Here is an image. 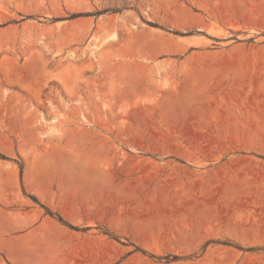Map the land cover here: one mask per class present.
Wrapping results in <instances>:
<instances>
[{
    "label": "rangeland",
    "instance_id": "1",
    "mask_svg": "<svg viewBox=\"0 0 264 264\" xmlns=\"http://www.w3.org/2000/svg\"><path fill=\"white\" fill-rule=\"evenodd\" d=\"M256 52L264 0H0V264L12 218L88 211L134 259L264 264Z\"/></svg>",
    "mask_w": 264,
    "mask_h": 264
},
{
    "label": "crops",
    "instance_id": "2",
    "mask_svg": "<svg viewBox=\"0 0 264 264\" xmlns=\"http://www.w3.org/2000/svg\"><path fill=\"white\" fill-rule=\"evenodd\" d=\"M251 59L254 62L241 63L251 65L254 71L252 75L253 84L264 89V52L254 53ZM233 71V70H232ZM232 71L227 74L224 70L196 68L185 74L184 81L190 86H204L226 82L227 76H232ZM246 80V79H245ZM195 87V88H199ZM203 93V94H202ZM222 93V92H221ZM220 93V94H221ZM264 90L255 91V96H264ZM208 92H193L203 97ZM237 113V112H235ZM258 115L264 117V108L239 111L237 115L249 116ZM244 125V124H243ZM238 123L236 126L227 127L225 130H238L248 133L249 125L243 126ZM264 130L263 124H257ZM255 138L256 136H240ZM84 215V214H83ZM86 215V216H85ZM82 219L73 217L62 212L61 221L54 214L38 212L37 217L26 218L18 226L15 218H12V256L14 264H153L151 260L134 259L138 256L139 250L129 251L128 245L120 239L101 230L95 225L105 221V215L88 211ZM81 225L74 227L70 224Z\"/></svg>",
    "mask_w": 264,
    "mask_h": 264
},
{
    "label": "trees",
    "instance_id": "3",
    "mask_svg": "<svg viewBox=\"0 0 264 264\" xmlns=\"http://www.w3.org/2000/svg\"><path fill=\"white\" fill-rule=\"evenodd\" d=\"M56 217H58L61 221H64V218L60 215V214H54ZM108 233V232H107ZM108 234H110V235H112L111 233H108ZM118 239V238H117ZM137 250H141V249H139L138 247L136 248ZM142 252H144V253H148L147 251H144V250H142ZM152 257H154V258H163V257H157L156 255H154V254H150Z\"/></svg>",
    "mask_w": 264,
    "mask_h": 264
},
{
    "label": "bare ground",
    "instance_id": "4",
    "mask_svg": "<svg viewBox=\"0 0 264 264\" xmlns=\"http://www.w3.org/2000/svg\"><path fill=\"white\" fill-rule=\"evenodd\" d=\"M234 73H236V71H234ZM244 74H245V79H247V80H244L243 82L247 84L248 77L251 76V75H250V73H248V71L245 72Z\"/></svg>",
    "mask_w": 264,
    "mask_h": 264
}]
</instances>
